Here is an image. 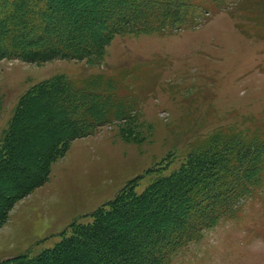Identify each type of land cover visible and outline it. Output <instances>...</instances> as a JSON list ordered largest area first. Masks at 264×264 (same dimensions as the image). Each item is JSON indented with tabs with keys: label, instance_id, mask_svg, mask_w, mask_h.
I'll return each mask as SVG.
<instances>
[{
	"label": "rangeland",
	"instance_id": "obj_1",
	"mask_svg": "<svg viewBox=\"0 0 264 264\" xmlns=\"http://www.w3.org/2000/svg\"><path fill=\"white\" fill-rule=\"evenodd\" d=\"M207 8L195 29L116 36L93 61L0 62V143L19 100L35 85L150 64L154 69L131 73L137 107L130 122L74 140L48 182L15 205L0 226V261L55 247L74 224L92 222L93 213L131 181L137 180L141 194L215 132H264V0H212ZM41 120L34 110L20 125ZM50 142L42 134L32 148ZM158 167L162 173L150 172ZM2 191L13 195L7 184ZM241 209L172 264H264V187Z\"/></svg>",
	"mask_w": 264,
	"mask_h": 264
},
{
	"label": "trees",
	"instance_id": "obj_2",
	"mask_svg": "<svg viewBox=\"0 0 264 264\" xmlns=\"http://www.w3.org/2000/svg\"><path fill=\"white\" fill-rule=\"evenodd\" d=\"M211 1L0 0V62L93 61L116 36L201 26L200 15ZM151 66L58 77L21 97L0 143V226L19 201L48 182L52 166L74 140L131 121L137 97L129 78L141 69L152 72ZM34 110L42 114L40 123L20 125ZM42 134L50 145L33 150ZM2 184L13 195L3 193ZM137 184L131 181L108 207L96 210L92 222L74 224L55 247L0 264H172L206 231L238 217L243 202L264 187V132H215L141 194Z\"/></svg>",
	"mask_w": 264,
	"mask_h": 264
}]
</instances>
